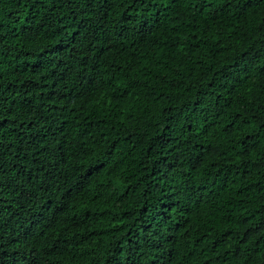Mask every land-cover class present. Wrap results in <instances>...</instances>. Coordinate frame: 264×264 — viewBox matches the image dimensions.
<instances>
[{
  "label": "trees",
  "instance_id": "obj_1",
  "mask_svg": "<svg viewBox=\"0 0 264 264\" xmlns=\"http://www.w3.org/2000/svg\"><path fill=\"white\" fill-rule=\"evenodd\" d=\"M4 264H264V0H0Z\"/></svg>",
  "mask_w": 264,
  "mask_h": 264
},
{
  "label": "clouds",
  "instance_id": "obj_2",
  "mask_svg": "<svg viewBox=\"0 0 264 264\" xmlns=\"http://www.w3.org/2000/svg\"><path fill=\"white\" fill-rule=\"evenodd\" d=\"M17 258H12V257H3L0 255V264H4L6 262H15Z\"/></svg>",
  "mask_w": 264,
  "mask_h": 264
}]
</instances>
